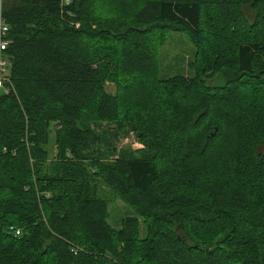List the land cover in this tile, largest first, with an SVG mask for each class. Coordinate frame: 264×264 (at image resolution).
<instances>
[{"label": "trees", "instance_id": "obj_1", "mask_svg": "<svg viewBox=\"0 0 264 264\" xmlns=\"http://www.w3.org/2000/svg\"><path fill=\"white\" fill-rule=\"evenodd\" d=\"M3 15L0 264H264V0H4ZM171 32L197 50L192 78H159ZM129 133L142 149H117ZM100 183L134 210L120 228Z\"/></svg>", "mask_w": 264, "mask_h": 264}, {"label": "rangeland", "instance_id": "obj_2", "mask_svg": "<svg viewBox=\"0 0 264 264\" xmlns=\"http://www.w3.org/2000/svg\"><path fill=\"white\" fill-rule=\"evenodd\" d=\"M197 60V50L190 42L188 36L183 33L171 32L168 40L160 48L159 53V78L168 79L177 75L192 78L195 76L193 64ZM225 77L217 75L208 80V85L212 87H220L225 84ZM107 92L114 95L116 89L112 84L107 86ZM111 125L103 124L98 127L97 132H102L106 127ZM54 137H52L53 139ZM118 150L121 149H142L143 145L137 141L136 135L129 133L123 135L116 143ZM115 158V157H114ZM98 196L105 198L109 203V223L114 228L121 227V221L129 216H134V210L126 206L121 200L117 199L114 194L104 184H99ZM142 237L145 236V229H141Z\"/></svg>", "mask_w": 264, "mask_h": 264}, {"label": "built area", "instance_id": "obj_3", "mask_svg": "<svg viewBox=\"0 0 264 264\" xmlns=\"http://www.w3.org/2000/svg\"><path fill=\"white\" fill-rule=\"evenodd\" d=\"M3 1L0 0V92L8 93L9 89L6 84L9 82V71L11 68L10 60L6 54L11 39L9 38V26L3 15ZM17 235H20V231H15Z\"/></svg>", "mask_w": 264, "mask_h": 264}]
</instances>
